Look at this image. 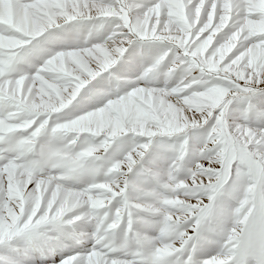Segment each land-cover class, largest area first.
I'll use <instances>...</instances> for the list:
<instances>
[{
	"label": "snow or ice",
	"instance_id": "1",
	"mask_svg": "<svg viewBox=\"0 0 264 264\" xmlns=\"http://www.w3.org/2000/svg\"><path fill=\"white\" fill-rule=\"evenodd\" d=\"M0 264H264V0H0Z\"/></svg>",
	"mask_w": 264,
	"mask_h": 264
}]
</instances>
